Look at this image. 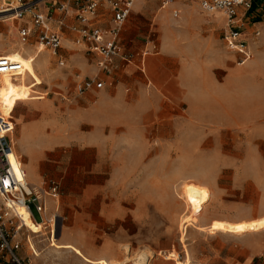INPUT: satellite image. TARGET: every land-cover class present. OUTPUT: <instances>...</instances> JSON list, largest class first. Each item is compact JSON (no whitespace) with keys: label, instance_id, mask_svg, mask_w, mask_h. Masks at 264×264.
Segmentation results:
<instances>
[{"label":"rangeland","instance_id":"1","mask_svg":"<svg viewBox=\"0 0 264 264\" xmlns=\"http://www.w3.org/2000/svg\"><path fill=\"white\" fill-rule=\"evenodd\" d=\"M174 2L181 4L172 3L168 13L163 0H143L140 8L133 7L122 40L125 53L135 57L129 66L116 58L111 73L99 68L95 54L75 44L72 17L62 27V66L34 35L27 44L21 41L13 13L0 14H13L0 18V56L24 66L15 73L18 80L5 75L0 110H14L15 150L29 182L48 191L47 217L56 218L54 233L45 227L42 234H33L24 226L17 234L23 264H175L176 259L264 264V229L236 235L209 228L216 219L264 217V120H221L235 103L240 116L254 108L263 113V73L257 78L252 71L240 73L237 95L232 96L229 70L254 63L262 71L264 53L249 48L251 57L242 62L223 41L228 29L224 13L205 11L201 0ZM239 16L248 42L262 36L264 26L246 24L243 10ZM164 40L178 42L177 51L166 54ZM147 47L160 55L148 56L143 72L135 63ZM163 55L164 63L153 64ZM186 70L190 78L185 87ZM96 75L108 88L161 81L159 119L141 116L143 101L136 98L135 113L110 115L100 126L91 106L99 91L75 92L77 76ZM194 102L201 104L200 120L190 112ZM108 121L122 123L115 128ZM188 182L207 186L211 197L193 213L194 222L182 228L183 217L191 212L183 193ZM171 252L176 256L166 258ZM0 264L12 263L0 255Z\"/></svg>","mask_w":264,"mask_h":264},{"label":"built area","instance_id":"2","mask_svg":"<svg viewBox=\"0 0 264 264\" xmlns=\"http://www.w3.org/2000/svg\"><path fill=\"white\" fill-rule=\"evenodd\" d=\"M172 1L164 0L163 4ZM52 5L59 11L60 18L54 19L51 11H40L36 2L24 0H2L0 9H8L16 18H23L26 11L34 10L31 25L19 29L21 41L27 44L31 35H34L38 44L48 48L52 55L58 57L62 66L65 65V59L60 53L64 39L62 27L67 23L66 19L69 16L73 17L70 30L75 36V42L84 45L87 51L98 57V66L102 71L111 73L114 70V60L118 57L129 63L133 61L135 56L125 53L121 37L133 11L134 0H61L53 2ZM201 6L207 12L219 11L225 14L228 29L223 35L224 43L242 56V62L249 59L251 52L242 28L245 22L242 21L243 16H239V12L243 10L246 18L245 14L251 9L252 0H201ZM174 15L177 16L178 13L174 12ZM256 35H259V31ZM148 53L149 51L145 50L142 56ZM23 69L21 62L0 56V84L6 74L14 76ZM104 85L105 82L98 77L77 76L75 92L82 95L93 89H102ZM13 111L8 115L0 111V255L12 264H23L19 255L22 245L17 234L24 225L17 207L25 206L35 223L40 222L46 228L50 227L53 233L56 218L50 219L46 215L45 193L48 191L32 185L26 179V170L22 167V162L16 166L13 161L15 151L13 134L16 126ZM51 188L56 190V186ZM32 205L40 213V220L36 218Z\"/></svg>","mask_w":264,"mask_h":264},{"label":"crops","instance_id":"3","mask_svg":"<svg viewBox=\"0 0 264 264\" xmlns=\"http://www.w3.org/2000/svg\"><path fill=\"white\" fill-rule=\"evenodd\" d=\"M6 1H11V0H6ZM24 1L25 2H36L37 9H39L40 11H45V12L51 11L53 13L54 19H58L61 17V15L59 14V11L56 8H54V6L52 5L53 2H55V1L61 2V0H24ZM142 1L143 0H134L133 7L136 6V7L140 8L142 5ZM1 3H2V0H0V4ZM172 3H173V5L174 4L180 5L181 4L180 2H174V0H173L172 2H170L166 5L162 4L163 5L162 9L166 13H168L169 12L168 7ZM33 11L34 10L26 11L24 13L23 18H18L19 21L17 22V25L20 26V28L24 27V26H30L31 25V16H32ZM174 12L178 13V10L173 9V15H174ZM245 16H246L247 21H248V22H246V24H252L253 27H263L264 26V0H260V2L257 4V7H256L254 12H252L250 14L247 12L245 14ZM69 17H72V16H69ZM69 17H67V19H66L67 21H68ZM0 39L2 40V43H3V34L2 33H0ZM73 40L75 42V38ZM121 40H122V37H121ZM75 44H77V43L75 42ZM77 45H81V44H77ZM122 45H123V40H122ZM163 45H164L163 47L165 48L164 50L166 51V54H170L169 51H171L172 49L177 51V48L179 47L178 42L170 44L167 42V40H164ZM248 45H249L250 50L254 54L255 53H257V54L264 53V33L259 38L255 37V38L251 39L248 42ZM12 48H13V45L10 47V49H12ZM123 48H124V45H123ZM192 48L193 47L190 45L188 50H190V49L192 50ZM145 50H148V47ZM150 55H156L157 56V55H160V52L157 51V52L152 53L151 51H149V53L147 55L142 56L141 60L135 63V65L137 67H139L143 72L146 71L147 57ZM166 59H167V56H165V55H163L161 57H157V58L153 59V64L161 65L162 63H164L166 61ZM130 64H131V62L128 63V66ZM196 70L198 71L197 68H196ZM249 71H252L254 74H256L254 76L255 78H257V75H259L260 72H262L264 75V69L262 71H260L254 65V63L247 65L246 68H243V69H241L238 66L230 67L229 78L231 79L232 86H235L232 89V96L237 95L236 93L238 92L240 73L249 72ZM95 77H98V76L96 75ZM189 78H190V76L188 75V70H186L183 73V82H184L183 85L185 87H186L187 80H189ZM99 79H101V78H99ZM175 83H178V81H176ZM161 84H162V82L159 80H157L154 84L152 82H149V84H146L144 81H140L137 83L124 82V83H120L115 88H111V87L108 88L107 84L105 83V85L102 89H93L92 90V91H99L98 98L92 102V105H91L92 106V112H93L97 122L99 123V125L103 126L107 123V120H108L110 115L123 113V112H125L126 114L135 113L136 110L134 107V102H135V99L138 98V99H141V101H143V103L141 104L142 107L138 111L139 113H141V116L151 114L153 116L156 115V119H159L160 94H159L158 90H159L160 86L162 87ZM174 86H175V84H174ZM150 87L152 89L151 91L149 89ZM196 96L199 98L201 96H203V91L202 90L198 91L196 93ZM150 99H151V101H150ZM149 101L151 102V105H149ZM143 104H144V106H143ZM235 105H236L235 107H234V104L231 106V111H227L223 114V117H221L222 121L230 122V121H238L240 119L264 120V111H263V113H261L259 111L257 112V110L255 111V108H254V110L252 112L244 114L247 116H240L238 104L235 103ZM189 108H190V112L192 114L197 115L196 119L200 120L203 118L201 116L202 115L200 112L201 111L200 110L201 104L199 102L190 103ZM234 108L236 110H234ZM209 118L214 119V117H209ZM153 119L154 118H152V120ZM188 119L191 120L192 118L190 117ZM158 121L159 120H157V122ZM118 123H122V122L121 121L120 122L115 121L113 123L109 122V124L113 125L115 128H117L119 126ZM125 125H128V127H131V128L134 127V126H132V124L130 122H125ZM223 125H225V124H223ZM140 129H142V128H140ZM102 147H103V142L100 139L98 141V144H97V153L98 154H100V152L102 151V149H103ZM32 182H36V181H32Z\"/></svg>","mask_w":264,"mask_h":264},{"label":"bare ground","instance_id":"4","mask_svg":"<svg viewBox=\"0 0 264 264\" xmlns=\"http://www.w3.org/2000/svg\"><path fill=\"white\" fill-rule=\"evenodd\" d=\"M3 12H8V9H3V10L0 9V13L3 14ZM9 16H13V14H8L4 16L0 15V18H5ZM8 80H18L17 74L9 77ZM9 114H12V111ZM12 157H13V161L15 162L16 166H18L20 162V157L17 154L16 150L14 151V154ZM22 167H23V163H22ZM26 179L29 181L27 172H26ZM31 184L36 186L32 182ZM183 193H184L186 202L190 206L191 212L183 217V220H182L183 227L182 228H184L185 225L188 226L192 224L191 221H193L192 220L193 213L197 212L199 207L205 202L209 201L211 197L210 190L207 186L194 183V182L186 183ZM17 212L21 217L23 225L26 226L33 234H38V235L42 234L43 228H45V225L40 222L35 223L31 217L29 210H27L25 206L23 205L18 206ZM209 228L210 230L214 232L221 231L224 233H230V234H236V235H244L249 232H260L262 229H264V217L255 218V219L254 218L253 219H243L239 221L216 219L213 221V223L210 225ZM173 256H176V255L174 252H171L170 254L166 255V258H172ZM138 264H140V262ZM175 264H190V262L189 261L184 262L180 259H176Z\"/></svg>","mask_w":264,"mask_h":264},{"label":"trees","instance_id":"5","mask_svg":"<svg viewBox=\"0 0 264 264\" xmlns=\"http://www.w3.org/2000/svg\"><path fill=\"white\" fill-rule=\"evenodd\" d=\"M260 2V0H252V6H251V9L248 11V13H252L255 11L256 7H257V4ZM247 20V18H246Z\"/></svg>","mask_w":264,"mask_h":264}]
</instances>
